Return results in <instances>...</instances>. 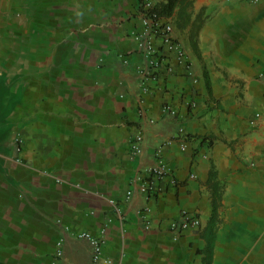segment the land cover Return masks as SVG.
I'll list each match as a JSON object with an SVG mask.
<instances>
[{"label": "crops", "instance_id": "1", "mask_svg": "<svg viewBox=\"0 0 264 264\" xmlns=\"http://www.w3.org/2000/svg\"><path fill=\"white\" fill-rule=\"evenodd\" d=\"M141 14L0 0V264H90L82 233L99 264H264V0H194L195 37L162 18L184 59L151 37L155 71ZM183 212L199 228L172 230Z\"/></svg>", "mask_w": 264, "mask_h": 264}, {"label": "built area", "instance_id": "2", "mask_svg": "<svg viewBox=\"0 0 264 264\" xmlns=\"http://www.w3.org/2000/svg\"><path fill=\"white\" fill-rule=\"evenodd\" d=\"M140 8L147 11L153 8L148 0H141ZM141 19L144 25L143 33L137 36L138 48L142 54L148 59L149 67L155 71L159 66L165 61V56L155 47L154 42H152L151 37L158 38L160 40L161 46L166 50L167 53L175 54L178 63H182L184 59V51L179 42H177L172 37V27L170 24H164L161 19H154L148 16L146 12L141 11ZM164 111L171 115H175V110L170 106H165ZM140 136L136 134L131 141V150L136 153L139 151ZM184 150V148H182ZM156 166L152 169V174L154 177L161 178L168 174L165 164L158 158ZM174 183V180L173 182ZM142 189L147 193H155L158 188L154 181H148ZM150 223L146 220L145 227H149ZM200 226L199 219L190 213L183 212L182 220L179 222H172V230H190L197 229ZM79 238L88 240L92 245L91 253V263L99 264L102 255V241L100 239L92 237L89 233H82Z\"/></svg>", "mask_w": 264, "mask_h": 264}, {"label": "trees", "instance_id": "3", "mask_svg": "<svg viewBox=\"0 0 264 264\" xmlns=\"http://www.w3.org/2000/svg\"><path fill=\"white\" fill-rule=\"evenodd\" d=\"M140 2L141 0H139V3ZM193 2L194 0H161V2L153 6L152 9L144 11L140 8V11L146 12L148 16H151L154 19L173 18L176 29L181 30L185 27H190L193 30L195 37V34L199 31L203 21L200 17H196L192 20ZM219 199L220 197L214 198V200H218V202L214 201L213 203V217L209 223L210 227L216 224L218 215L216 209L219 207ZM209 231L210 230H208V232ZM212 245L213 244H210L209 246V254H211Z\"/></svg>", "mask_w": 264, "mask_h": 264}, {"label": "rangeland", "instance_id": "4", "mask_svg": "<svg viewBox=\"0 0 264 264\" xmlns=\"http://www.w3.org/2000/svg\"><path fill=\"white\" fill-rule=\"evenodd\" d=\"M2 97H3V96H1V99H2ZM2 104H3V102H2ZM0 106H1V102H0Z\"/></svg>", "mask_w": 264, "mask_h": 264}]
</instances>
